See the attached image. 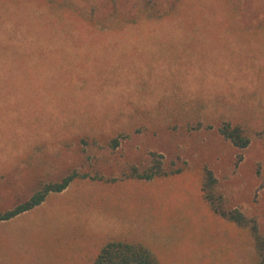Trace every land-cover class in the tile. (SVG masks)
I'll list each match as a JSON object with an SVG mask.
<instances>
[{
  "label": "rangeland",
  "instance_id": "374dc122",
  "mask_svg": "<svg viewBox=\"0 0 264 264\" xmlns=\"http://www.w3.org/2000/svg\"><path fill=\"white\" fill-rule=\"evenodd\" d=\"M144 1L0 0V209L73 168L102 176L0 222V264H89L114 237L162 264L255 263L249 229L216 214L201 186L211 169L264 235V0H155L173 17L140 20ZM113 9L134 23L104 25ZM224 122L251 130L245 150ZM151 152L181 172L120 180Z\"/></svg>",
  "mask_w": 264,
  "mask_h": 264
},
{
  "label": "trees",
  "instance_id": "16d2710c",
  "mask_svg": "<svg viewBox=\"0 0 264 264\" xmlns=\"http://www.w3.org/2000/svg\"><path fill=\"white\" fill-rule=\"evenodd\" d=\"M50 2L53 0H49ZM233 2L234 0H226ZM188 0H176L173 7L175 9L187 8ZM172 7V10L174 9ZM168 13L163 12L156 5L155 0H145L137 10L136 17L143 19H165L172 18L173 11ZM72 15L77 16L83 23L90 26H96L94 10L90 14H85L82 9L75 7L70 9ZM104 25L111 23V21H118L120 25L124 26L129 23H134L135 19L129 20L128 14H121L117 9L105 12L103 15ZM134 19V20H133ZM102 23V24H103ZM220 134L235 147L245 150L252 141V132L242 123L232 124L231 122H224L218 128ZM125 136L129 132H124ZM123 135V136H124ZM124 136V137H125ZM87 136L84 142H87ZM111 145L116 148L120 144L119 136H113L110 141ZM151 161L146 166L131 165L123 171V177L120 180H137L150 181L169 177L175 175L181 170L168 171L164 167L163 156L157 152H151ZM242 157V156H241ZM93 179L102 180V176L98 174L90 177L88 173L82 172L78 168H73L64 177L56 181H40L38 187L33 191L31 196L22 202L17 203L11 208L0 209V222L11 220L23 213L31 211L44 202L53 193H60L66 190L74 181L79 179ZM116 182V178H112ZM216 177L213 171L209 168H204L201 191L206 202L209 203L212 210L220 217L235 223L241 228H248L253 239L256 249V259L254 264H264V235L260 231L259 222L255 217H247L238 209L230 208L223 198V196L216 190ZM89 264H162L155 253L147 246L132 242L122 237H114L106 240L101 246L97 254L93 257Z\"/></svg>",
  "mask_w": 264,
  "mask_h": 264
}]
</instances>
